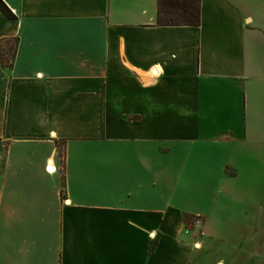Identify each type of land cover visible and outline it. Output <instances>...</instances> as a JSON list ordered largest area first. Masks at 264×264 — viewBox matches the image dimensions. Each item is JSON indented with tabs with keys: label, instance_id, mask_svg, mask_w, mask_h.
Masks as SVG:
<instances>
[{
	"label": "crops",
	"instance_id": "0c3cea01",
	"mask_svg": "<svg viewBox=\"0 0 264 264\" xmlns=\"http://www.w3.org/2000/svg\"><path fill=\"white\" fill-rule=\"evenodd\" d=\"M2 1L0 264H264V0Z\"/></svg>",
	"mask_w": 264,
	"mask_h": 264
},
{
	"label": "trees",
	"instance_id": "16d2710c",
	"mask_svg": "<svg viewBox=\"0 0 264 264\" xmlns=\"http://www.w3.org/2000/svg\"><path fill=\"white\" fill-rule=\"evenodd\" d=\"M0 11L8 18L14 15L0 0ZM156 23L159 25H198L199 0H158ZM192 217L184 214L186 225L192 223Z\"/></svg>",
	"mask_w": 264,
	"mask_h": 264
},
{
	"label": "built area",
	"instance_id": "2783aa9c",
	"mask_svg": "<svg viewBox=\"0 0 264 264\" xmlns=\"http://www.w3.org/2000/svg\"><path fill=\"white\" fill-rule=\"evenodd\" d=\"M46 170L47 171H51V169H49V165H47L46 166ZM202 217L201 216H194L193 218H192V223H191V225H193V224H195V225H199V224H201V222H202Z\"/></svg>",
	"mask_w": 264,
	"mask_h": 264
},
{
	"label": "rangeland",
	"instance_id": "374dc122",
	"mask_svg": "<svg viewBox=\"0 0 264 264\" xmlns=\"http://www.w3.org/2000/svg\"><path fill=\"white\" fill-rule=\"evenodd\" d=\"M189 216L191 217V215H189ZM192 218H193V217H192ZM192 218H191V219H192Z\"/></svg>",
	"mask_w": 264,
	"mask_h": 264
}]
</instances>
